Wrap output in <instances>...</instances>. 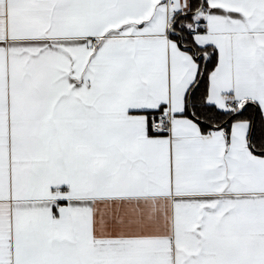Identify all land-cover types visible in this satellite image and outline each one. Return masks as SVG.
I'll return each instance as SVG.
<instances>
[{"label":"snow or ice","instance_id":"snow-or-ice-1","mask_svg":"<svg viewBox=\"0 0 264 264\" xmlns=\"http://www.w3.org/2000/svg\"><path fill=\"white\" fill-rule=\"evenodd\" d=\"M0 264H264V0H0Z\"/></svg>","mask_w":264,"mask_h":264}]
</instances>
